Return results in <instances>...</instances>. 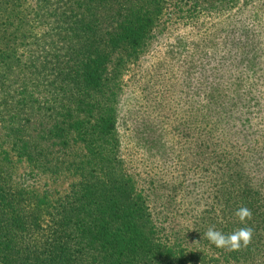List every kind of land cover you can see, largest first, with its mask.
Wrapping results in <instances>:
<instances>
[{
    "label": "trees",
    "instance_id": "trees-1",
    "mask_svg": "<svg viewBox=\"0 0 264 264\" xmlns=\"http://www.w3.org/2000/svg\"><path fill=\"white\" fill-rule=\"evenodd\" d=\"M88 1L76 6L87 12ZM139 1L152 2L153 10L142 6L122 13L116 7L101 27L94 13L87 19L84 12L76 15L70 0H0V264H264L259 97L254 127L252 111L239 98L238 138L221 133V143L207 141L195 153L210 158L196 192L187 191L191 182L161 177L153 189L166 193L153 194L150 209L143 189L137 191L120 170L111 99L115 82L108 75L114 68L108 66L118 67L143 46L152 19L153 25L158 22L162 5L171 0ZM233 1L238 0H219ZM240 5L237 13L247 2ZM45 24L49 30L43 31L39 25ZM72 26L79 33L71 35L81 42L75 48L77 41L67 40L69 54L58 55L57 32L63 41ZM243 36L238 40L244 54L239 49L235 55L240 71L249 52L256 56ZM45 94L52 95L49 105ZM228 137L233 143L225 142ZM45 173L53 182L72 179L62 193L38 190ZM240 205L252 211L245 222L253 229L250 244L238 251L216 248L205 231L211 224L224 233L245 226L232 215Z\"/></svg>",
    "mask_w": 264,
    "mask_h": 264
},
{
    "label": "rangeland",
    "instance_id": "rangeland-1",
    "mask_svg": "<svg viewBox=\"0 0 264 264\" xmlns=\"http://www.w3.org/2000/svg\"><path fill=\"white\" fill-rule=\"evenodd\" d=\"M112 1H88L87 12L76 6L79 0H70V6L76 15L84 12L85 19L94 13L101 27L113 17L116 7L122 13L142 6L153 10L152 2L141 6L139 0ZM244 2L246 8L237 13ZM157 18L156 25L152 19L144 44L135 54L124 58L118 67L108 66L114 68L108 75L113 76L111 83L115 82L111 85L115 93L111 99L115 98L119 167L134 180L137 191L143 189L142 193L149 197L150 209L153 194L166 193L153 189L161 177L164 181L184 179L194 185L188 186L191 189L187 191L196 192L203 180L202 168L210 163V158L203 154L197 157L195 153L203 151L207 141L218 144L221 133L229 132L238 138L234 123L240 102L252 111L249 122L254 127L256 100L259 97V102L264 101V0H238L223 5L219 0H171L162 5ZM244 27L247 32L242 31ZM39 28L49 30L46 24ZM78 31L72 26L63 41L57 32L54 41L58 55L63 51L69 54L67 40L77 41L74 47H78L80 39L71 35ZM245 34L251 43L248 47L256 56L249 52L240 71L242 64H237L235 55L239 49L244 54L238 39ZM46 70L56 75L55 69ZM51 98V94H45L42 99L49 105ZM245 131L250 140L251 128ZM207 137L211 138L206 140ZM225 142L233 143L229 137ZM54 149L63 153L68 150ZM260 162L264 166V159ZM47 178L48 173L41 176L36 189L62 193L72 179L60 176L53 182Z\"/></svg>",
    "mask_w": 264,
    "mask_h": 264
},
{
    "label": "clouds",
    "instance_id": "clouds-1",
    "mask_svg": "<svg viewBox=\"0 0 264 264\" xmlns=\"http://www.w3.org/2000/svg\"><path fill=\"white\" fill-rule=\"evenodd\" d=\"M222 206L217 209L218 223H223V217L220 215ZM232 215L237 219L243 227L234 229L230 233H224L219 230L215 224L208 226L204 233L205 239L210 244L214 245L218 249H226L228 251H238L241 248H246L252 239L253 229L246 225V221L252 219V211L246 205L238 206Z\"/></svg>",
    "mask_w": 264,
    "mask_h": 264
}]
</instances>
